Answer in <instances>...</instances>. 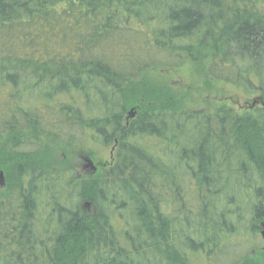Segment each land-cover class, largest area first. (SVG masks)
<instances>
[{
	"label": "trees",
	"instance_id": "1",
	"mask_svg": "<svg viewBox=\"0 0 264 264\" xmlns=\"http://www.w3.org/2000/svg\"><path fill=\"white\" fill-rule=\"evenodd\" d=\"M242 1L0 0V264H218L264 224V108L183 112L149 76L203 65L264 98V13ZM4 136L113 162L79 179Z\"/></svg>",
	"mask_w": 264,
	"mask_h": 264
},
{
	"label": "rangeland",
	"instance_id": "2",
	"mask_svg": "<svg viewBox=\"0 0 264 264\" xmlns=\"http://www.w3.org/2000/svg\"><path fill=\"white\" fill-rule=\"evenodd\" d=\"M235 4L240 9L245 8L264 13V4L255 3L253 0L235 2ZM230 6L234 5L231 4ZM204 64L207 65V63ZM149 76H155L160 82L168 83L173 96L182 106L183 112L201 113L210 118H213L221 109L232 110L237 115L249 114L244 111V107L250 106L259 97V94L247 91L243 87L215 81L207 77L203 65L184 63L177 69L150 72ZM160 82L157 84L161 85ZM131 111L135 113L133 108L128 113ZM13 138L20 141L23 146H27L28 149L33 150L37 146L50 153L51 159L54 161L52 167L58 169H64L65 167L58 163L68 159L70 168L77 166V170L81 171L83 165L87 168V170L82 169L84 175H86L85 173L95 175L101 170H107L113 162L114 149L111 146L99 148L98 145L97 147L94 145V155L87 157L79 147H63L61 144L41 136H4V149L11 148L9 143ZM2 190L3 187L0 188V196L3 193ZM159 210L164 216L173 215V208L169 203L160 204ZM87 212L89 213L90 209ZM248 227V223H243L238 237L229 241L231 246L221 249L216 257L218 264H232L247 256L251 262L264 264V238L262 236L264 226H259L257 231L255 229V231H251Z\"/></svg>",
	"mask_w": 264,
	"mask_h": 264
},
{
	"label": "flooded vegetation",
	"instance_id": "3",
	"mask_svg": "<svg viewBox=\"0 0 264 264\" xmlns=\"http://www.w3.org/2000/svg\"><path fill=\"white\" fill-rule=\"evenodd\" d=\"M264 108V98L261 96V95H259V97L258 98H256L253 102H252V104L250 105V106H246V107H244V111H247L248 113H254V111L255 110H257V109H263ZM89 168V167H88ZM72 169H75L76 170V176L79 178V179H81V178H83V177H87V178H89V177H92L93 176V173H90L89 175H87V173H85L86 175H84V172H82V169H84V170H87V168H85V166H83L82 165V169H81V171H78L77 169V166L76 167H73L72 166ZM80 173V174H79ZM83 173V174H82ZM262 226V225H261ZM263 226H264V224H263Z\"/></svg>",
	"mask_w": 264,
	"mask_h": 264
},
{
	"label": "water",
	"instance_id": "4",
	"mask_svg": "<svg viewBox=\"0 0 264 264\" xmlns=\"http://www.w3.org/2000/svg\"><path fill=\"white\" fill-rule=\"evenodd\" d=\"M134 115H135V113H134L133 111H131V112L128 113V117H129V118H133ZM86 161H87V160H86ZM4 185H5L4 175H3L2 172H0V188H1V187H4ZM262 236H263V238H264V232L262 233Z\"/></svg>",
	"mask_w": 264,
	"mask_h": 264
}]
</instances>
